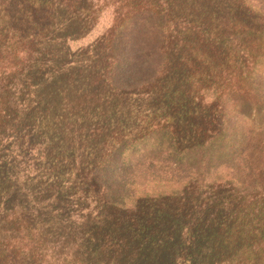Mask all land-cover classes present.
<instances>
[{
	"label": "trees",
	"instance_id": "1",
	"mask_svg": "<svg viewBox=\"0 0 264 264\" xmlns=\"http://www.w3.org/2000/svg\"><path fill=\"white\" fill-rule=\"evenodd\" d=\"M0 264H264V0H0Z\"/></svg>",
	"mask_w": 264,
	"mask_h": 264
},
{
	"label": "rangeland",
	"instance_id": "2",
	"mask_svg": "<svg viewBox=\"0 0 264 264\" xmlns=\"http://www.w3.org/2000/svg\"><path fill=\"white\" fill-rule=\"evenodd\" d=\"M100 26H101V27H100ZM100 26H99L98 29L94 32V36H93L91 39H88V40H92L95 36L101 34V32H102V30H103L102 26H105V23H104V25L101 24Z\"/></svg>",
	"mask_w": 264,
	"mask_h": 264
}]
</instances>
